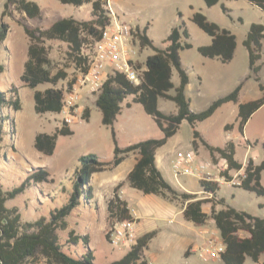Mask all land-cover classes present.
I'll return each mask as SVG.
<instances>
[{
    "label": "rangeland",
    "instance_id": "obj_1",
    "mask_svg": "<svg viewBox=\"0 0 264 264\" xmlns=\"http://www.w3.org/2000/svg\"><path fill=\"white\" fill-rule=\"evenodd\" d=\"M33 1L40 5L41 17L29 18L15 12L13 16L2 18L7 0H0V25L5 22L10 26L7 39L0 48V91L10 97L9 90L13 86L18 87L22 104V109L19 111L13 108L6 109V112L11 113L14 123L7 122L4 128V141L0 154V181L6 190H11L19 186L33 169L41 167L47 168L52 178L50 182L29 187L24 193L7 202L9 208L19 210L23 221L29 222L41 216H50L51 211L68 202L78 179L76 170L81 166L82 156L96 154L101 161L106 162L114 159L113 129L121 148L146 139L161 138L164 135L154 118L145 112L141 104L132 103L130 108L126 107L127 102H132V96L124 102L122 113L114 125L109 127L103 125L102 113L95 104L97 96H90L85 92L82 93L78 104L76 119L70 124L74 134L59 136L53 156H44L37 151L36 136L39 133H54L63 125L64 115L63 113L37 114L34 90L23 85L21 75L28 58L30 43L24 25L29 28L46 29L66 17L89 20L92 18V5L77 7L57 0ZM111 2L112 8L122 19L134 26L139 25L142 28L148 26L150 38L159 47L166 46L164 40L174 27L181 25L182 20L186 22L190 33L188 41L193 47L181 50L180 55L190 76L186 94L192 111L200 112L207 109L215 100L231 93L241 83H243L241 103L256 100L264 95L256 80L257 75L250 69L249 54L243 44L253 23L264 24V10L250 1L220 0L212 7H208L204 0H111ZM191 4L195 9L202 5L206 13L202 12L209 20L236 35L238 48L232 61L223 63L217 58H206L199 53L198 47L210 43L211 37L191 20L194 13ZM223 5L228 8V13L223 10ZM48 47L51 58L62 66L65 62L67 46L54 41L48 42ZM137 50L135 62L141 63H145L153 52L150 48L142 49L140 46ZM258 64L261 65L258 76L264 84V46L262 59ZM68 71L70 79H77L79 72L73 67ZM173 80L176 85L179 84L177 71H174ZM48 87L50 85H40L38 89L44 90ZM58 87L66 89L67 81L60 82ZM159 109L166 114L176 113L177 105L173 101L160 98ZM86 110L90 112L88 120L84 119ZM237 118L238 108L236 104L230 103L195 127L184 121L177 134L157 150V162L165 176L173 179L183 192L202 189L195 175L178 176L175 177L176 180L172 174H169L172 162L181 153L187 151L198 154L196 162L211 161L210 153L206 148L201 145L198 150L199 148L194 146V129L201 132L203 138L214 146H224L230 139H234L238 144L236 156L239 160H247L249 151L259 163L262 162L264 106L253 114L246 125L244 136L255 143L253 148L248 149L245 145L246 141L240 134ZM228 124H233L231 131L226 130ZM137 158L136 153H131L118 167L91 175L93 197L87 202L82 197L81 205L68 216V229L59 231L61 241L63 242V239L68 237L69 231L74 229L79 234L90 235V248L94 251L96 264H109L124 257L131 246L116 247L111 243L108 234L110 235L113 226H110L107 220V203L113 196L115 187L122 183L120 195L126 198L139 215L138 237L150 231H157V235L145 249V257L148 261L155 264H224L221 258L204 261L200 257L199 250L203 243L201 229L185 219L181 201H171L160 195H146L130 187L127 175ZM186 188L190 191L185 190ZM217 196L225 198L227 203L235 208L264 218V197L254 192L222 184ZM205 208L210 213V205H205ZM205 228L209 231H218L212 219L207 221ZM188 250L190 254H187ZM65 251L73 255L83 254L84 243L80 241L79 244L72 245L70 250L65 249ZM245 264H255V262L248 258ZM257 264H264V254Z\"/></svg>",
    "mask_w": 264,
    "mask_h": 264
},
{
    "label": "trees",
    "instance_id": "obj_2",
    "mask_svg": "<svg viewBox=\"0 0 264 264\" xmlns=\"http://www.w3.org/2000/svg\"><path fill=\"white\" fill-rule=\"evenodd\" d=\"M63 4L81 7L92 5V18L81 20L73 16L60 19L49 28H29L24 30L29 38L28 58L24 64L21 80L25 87L34 90L35 110L39 115L46 113L61 114L65 106V92L72 90L76 78L70 79L68 69L73 67L76 72H88L89 56L86 49L96 41L102 39L103 32L111 23L107 0H57ZM208 7L217 5L220 0H204ZM264 10V0H248ZM225 12H229L225 5ZM17 12L25 17L36 18L42 16L40 5L33 0H7L2 12V18L13 16ZM182 17V15H180ZM191 20L211 38L209 45L198 47L199 53L206 58L219 59L223 63L233 60L237 48V37L229 29L209 20L202 11L194 12ZM21 23V22H20ZM149 27L134 29V39L142 49L150 48L153 54L149 55L145 63L135 62L140 71L141 80L138 84L132 82L123 73L110 75L105 81L101 92L97 95L95 104L102 113L103 125L113 126L122 113L123 104L132 96V102H127L130 108L132 103L141 104L145 112L151 115L163 132L161 138H150L125 148L118 144L116 132L113 129L115 143L114 159L110 162L101 161L96 154H87L81 157V166L76 170L78 179L69 200L60 208L51 211L50 216H41L35 221H23L22 214L16 208H9L7 202L24 193L29 187L52 181L47 168L33 169L26 179L17 187L6 190L0 181V264H96L94 251L90 248V235L79 234L76 230L69 231L68 237L61 241L59 231L69 227L67 220L73 210L81 205V199L87 202L93 197V188L90 178L93 173L113 169L123 163L125 157L136 153L138 158L127 176L130 187L146 195H160L171 201H181L183 215L186 220L195 226H204L212 219L223 239L226 248L221 254L224 264H245L251 258L255 264L259 263L264 254V218L254 215L246 210L237 209L227 203L225 198L217 196L221 186L218 181L202 179L200 181L203 191L211 197L201 198L196 193L181 192L177 190L164 176L157 165V150L163 147L171 137L177 134L181 124L188 121L193 127L199 122L211 118L216 111L229 102L238 103L243 83L239 84L231 93L215 100L207 109L194 112L186 94L190 83V76L185 69L180 52L190 49L193 44L188 41L190 33L186 22L174 27L170 35L164 40L165 47H159L148 35ZM10 26L2 22L0 25V48L7 39ZM60 42L67 46L65 62L60 66L50 56L48 42ZM244 46L249 54L250 69L257 75L260 89L264 92V84L258 73L261 65L264 46V24L253 23L244 40ZM174 71H177L180 83L175 86L173 82ZM67 81V88L58 87L60 82ZM40 85H50L41 90ZM174 90V93H171ZM9 97L0 91V154L4 141V128L7 122L14 123L11 113L6 109L15 111L22 109L20 92L13 86L9 90ZM173 101L177 105V112L166 114L159 109V99ZM264 106V95L256 100L240 103L238 107L239 131L244 136L245 127L250 118ZM90 118L89 110L84 113V119ZM233 124L226 125L231 131ZM74 130L66 122L58 127L54 133H39L35 138V148L44 156H53L57 147L59 136L73 135ZM199 142L207 148L213 164L218 165L225 160L227 167L220 172L226 182H232L233 171H244L240 175L241 184L237 187L254 192L264 197V160L257 164L251 157L244 164L236 158L237 144L230 140L224 146L209 144L201 132L194 129V146L198 149ZM250 146L255 143L247 141ZM264 149V141L262 142ZM122 183L115 187L113 196L107 203V220L110 226L116 221L131 218V208L127 200L120 195ZM205 195V196H206ZM211 203V212L204 210V205ZM218 206H221L218 209ZM157 235V231H150L138 237L129 252L119 260L109 264H151L145 257V249ZM108 237L110 235L108 234ZM82 241L85 252L73 255L72 245ZM191 252L188 250L187 254Z\"/></svg>",
    "mask_w": 264,
    "mask_h": 264
},
{
    "label": "built area",
    "instance_id": "obj_3",
    "mask_svg": "<svg viewBox=\"0 0 264 264\" xmlns=\"http://www.w3.org/2000/svg\"><path fill=\"white\" fill-rule=\"evenodd\" d=\"M106 8L109 9L112 20L104 30L102 39L96 41L86 50L89 56L90 68L88 72L79 73L73 89L65 92V106L62 113L64 122L69 125L76 119L82 93L86 92L90 96H97L110 75L123 73L136 84L141 80L140 71L135 67V59L139 47L138 42L134 39L136 26L121 18L112 8L111 0H107ZM197 160L198 154L195 152L187 151L186 153H181L172 163L174 176L198 175L202 179L213 180V175L210 171L211 165L209 163H201L197 168ZM243 174V170L235 175L232 174L234 179L229 183L239 186L241 184L239 176ZM138 220V212L133 209L131 210L130 219L116 221L110 231L111 243L116 247L135 244L138 239ZM206 233L208 237L199 250L200 257L204 261L221 258L226 245L219 231L207 230Z\"/></svg>",
    "mask_w": 264,
    "mask_h": 264
},
{
    "label": "crops",
    "instance_id": "obj_4",
    "mask_svg": "<svg viewBox=\"0 0 264 264\" xmlns=\"http://www.w3.org/2000/svg\"><path fill=\"white\" fill-rule=\"evenodd\" d=\"M205 2V1H204ZM206 4V3H205ZM191 6V8H192V10L194 11V12H196V11H198V10H201V11H203V12H205L206 13V11H205V8L202 6V5H199V7L197 8V9H195L194 8V6L191 4L190 5ZM194 14V13H193ZM193 16V15H192ZM137 26H139V25H137ZM141 27V26H140ZM142 28V27H141ZM149 35V34H148ZM211 42H212V38H211ZM211 42L210 43H206L207 45H209V44H211ZM244 42V41H243ZM244 44V43H243ZM237 48H238V41H237ZM236 48V49H237ZM236 52V51H235ZM151 54H153V52L151 53ZM150 54V55H151ZM235 56V55H234ZM221 61V60H220ZM173 82H174V80H173ZM179 83H180V81H179ZM174 84H175V86H178V85H176V83L174 82ZM190 84V83H189ZM188 87V86H187ZM186 90H187V88H186ZM171 93H174V92H171ZM240 96H241V93H240ZM230 103H234V102H229L228 104H230ZM241 102H240V97H239V101H238V103H234V104H236V106H237V108L239 107V104H240ZM246 103V102H245ZM227 103L226 104H224L222 107H220L217 111H216V113L219 111V110H221V109H223L226 105H228ZM215 113V114H216ZM245 132H246V127H245V131H244V134H245ZM241 134V133H240ZM242 135V134H241ZM238 139H240V137H237ZM242 138H244V140L246 141L245 142V145L248 147V149L249 148H253V146H250L248 143H247V141H250L249 139H247L245 136H243L242 135ZM230 140H232V141H234L235 142V140L234 139H230ZM229 140V141H230ZM264 141V139L262 140V142ZM250 142H252V141H250ZM236 144H237V142H235ZM253 143V142H252ZM203 146L204 148H206L204 145H203V143L202 142H199V149L198 150H200V146ZM238 145V144H237ZM207 149V148H206ZM237 154V153H236ZM251 154L252 153H250L249 151H248V157L249 158H251L252 156H251ZM236 158H237V156H236ZM248 158V159H249ZM254 160H255V162L257 163V164H259V162L254 158V157H252ZM238 159V158H237ZM248 159L247 160H244V161H242V160H239L240 162H243L244 164H246L247 163V161H248ZM136 163V162H135ZM173 163V162H172ZM201 163H209L210 165H211V168H210V171H211V173H212V175H213V177H212V179L214 180V181H218L219 183H220V186L222 185V184H226V185H228L229 187H237V185H234V184H232V183H229V182H226V180L224 179V178H222L221 176H220V171L222 170V169H225L226 167H227V163H226V161L225 160H221L220 162H219V164L218 165H214V164H212V162H197L196 163V167L198 168L199 167V165L201 164ZM135 165V164H134ZM157 165H158V167H159V169L161 170V168H160V166H159V162H157ZM134 167V166H133ZM132 167V168H133ZM132 170V169H131ZM130 170V171H131ZM162 171V170H161ZM163 173V172H162ZM237 172H235V171H233L231 174H233V175H235ZM129 174V173H128ZM164 174V173H163ZM170 175L172 174L173 176H174V174H173V170H172V164H171V166H170V173H169ZM128 176V175H127ZM164 176H165V174H164ZM182 176V175H181ZM186 176H188V175H186ZM196 176V178L199 180V181H201L202 180V177H199L198 175H195ZM165 178L177 189V190H179V191H181L180 189H179V187L175 184V182L173 181V179H171L170 177H167V176H165ZM174 178H175V176H174ZM176 180H177V178H175ZM174 179V180H175ZM200 185H201V183H200ZM202 187V186H201ZM185 190H187V191H190L188 188H186ZM181 192H183V191H181ZM189 193H196V194H198L201 198H206V197H211L210 195L208 196V195H206L205 194V192L203 191V188L201 189V190H199V191H190ZM206 195V196H205ZM121 197H122V195H121ZM124 197V196H123ZM122 197V198H123ZM123 199H125L126 200V198H123ZM129 203V202H128ZM205 205H210V212H211V207H212V205H211V203H207V204H205ZM205 205H204V210L207 212V213H209L207 210H206V208H205ZM129 207L131 208V210H133L134 208L133 207H131L130 206V204H129ZM221 208V206H218V209H220ZM181 209H182V212H183V209H184V207H181ZM238 209V208H237ZM136 210V209H135ZM196 227H198V226H196ZM206 227V224L204 225V226H200V227H198L199 229H201V231H200V233H201V235H202V237H203V243H202V245H201V247L205 244V242H206V239H207V237H208V234L206 233V231H207V229L205 228ZM205 228V229H204ZM140 236H142V235H139V237ZM145 254V253H144ZM151 264H155V263H153V262H151V261H149Z\"/></svg>",
    "mask_w": 264,
    "mask_h": 264
}]
</instances>
